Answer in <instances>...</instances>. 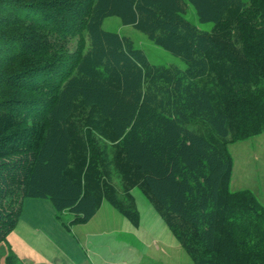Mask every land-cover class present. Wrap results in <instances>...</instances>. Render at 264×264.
Segmentation results:
<instances>
[{
	"label": "trees",
	"instance_id": "trees-1",
	"mask_svg": "<svg viewBox=\"0 0 264 264\" xmlns=\"http://www.w3.org/2000/svg\"><path fill=\"white\" fill-rule=\"evenodd\" d=\"M125 2L127 11L114 0H0V242L15 228L24 198L48 199L55 211H68L78 222L106 201L136 227L130 192L138 188L192 264H231L222 261V242L233 220L247 230L255 227L256 233L249 230L241 240L251 238L248 248L263 245L250 250L259 259L247 264H264V209L248 192L229 195L226 150L229 143L264 130V0H209L213 9L184 0ZM186 3L200 22L212 23L209 32L182 18ZM110 16L179 57L186 69L150 66L128 38L101 29ZM18 91L48 97L20 99ZM63 100L57 128L63 137L62 163L53 170L49 166L53 144L49 158L40 163L43 171L36 173L38 156L49 142L51 116ZM151 120L160 122L153 133L151 127L142 128ZM128 135L138 144L154 141L155 149L145 154L159 166L177 158V167L196 161L203 172L187 177L184 171L181 179L168 175L173 176L170 198L161 199L150 185L151 173L131 159ZM29 155L34 162L20 181L23 167L11 168L7 162ZM179 181L196 198L198 187L210 191L199 198L201 208L208 201L204 223L197 221L203 228L172 208ZM18 183L17 203L9 190ZM6 264H17L12 254Z\"/></svg>",
	"mask_w": 264,
	"mask_h": 264
},
{
	"label": "rangeland",
	"instance_id": "rangeland-1",
	"mask_svg": "<svg viewBox=\"0 0 264 264\" xmlns=\"http://www.w3.org/2000/svg\"><path fill=\"white\" fill-rule=\"evenodd\" d=\"M114 1L116 3L115 6L127 11L126 0ZM184 1L197 3L199 7L206 8L207 6L211 7L210 5L215 7V4L209 2V0ZM239 2L247 4L248 0H239ZM182 18L201 32H209L212 29L210 21L200 22L198 20L195 9L190 3H186V11ZM101 29L104 32L128 38L135 49L143 52L150 66L176 68L179 71L186 69L185 63L179 57L156 46L145 34L137 31L132 26L123 25L121 19L116 16L104 18L101 22ZM71 44L68 46V50L73 48L74 43L72 42ZM15 94L20 99L39 97L44 100L48 97L47 93L31 97L27 93H21L20 91ZM65 102L66 100H63L60 108L54 111L51 116L52 126L49 142L38 156L39 164L36 173L42 170L41 168L43 167H41L40 163L45 158L47 159L53 144L56 149L53 151L51 158L48 157L49 166L53 170L62 163L63 137L57 128L58 120L65 108ZM183 113L187 114V116L192 115V112L190 113L187 109H184ZM116 117L121 119V116ZM122 119H127V116L122 117ZM152 120L151 123L142 128L148 130L151 127L153 130L150 132L153 133L155 129L159 130L158 125L160 122L154 124ZM121 121L118 120V126ZM123 126L124 124L121 123V127ZM131 135L126 137V141H129V155L133 161L138 162L141 167H145L151 173L150 185L161 199L167 200L168 197L170 198L171 192L167 191L168 187L172 185L173 176L181 179L184 171H186L187 177H200L201 172H203L202 166L196 161L186 163L184 169L177 167V163H175L177 158H173L170 166V161L166 164L164 163V166H162L161 162L162 167L159 166L156 160H150V153L148 155L145 154L148 150L152 152L155 149V142L145 140L144 143L149 145L146 148L145 144H138L137 139ZM226 150L231 164L228 184L229 195L248 192L255 198L259 206L264 209V130L251 138L229 143ZM188 153L192 155L191 151ZM145 155L149 160L145 158ZM33 162L34 158L29 155L10 158L7 163L12 165L11 168L18 169L21 166L23 167L24 172H21L19 179L21 181L22 178L26 179L25 170L28 172L27 167ZM160 169H162L161 173L158 172ZM170 174L173 176L169 177L168 175ZM33 179H35V175ZM190 180L192 182V179ZM112 182L117 189L119 199H123L117 175L113 174ZM30 183L33 184V181ZM30 183L29 185H31ZM18 185L19 183L16 186L11 185L9 190L10 194L13 195L14 202L17 203L20 190ZM185 191H187V198L189 199L184 202V199H186V195L184 196ZM203 191L202 188L198 187L196 198L192 195L190 189L183 187L179 181L174 185V192L176 193V195L174 194L176 198L174 201L176 202H173L172 208L177 213H180L182 217L193 220L196 223L199 220L204 223L208 212V207H206L208 201H205L206 203L202 207L204 209H202L199 206V198L201 193L207 197L210 191ZM33 193L35 192L31 191L28 194ZM130 194L138 213V225L136 227L131 225L106 201L101 202L98 210L89 219L78 222L68 211H55L48 199L24 198L15 228L7 235L4 241L0 242V264H6V258L9 254L15 257L17 264H192L191 258L180 246L177 238L154 211L141 191L138 188H133ZM235 199L232 197L229 200L233 203H230L232 212L235 211ZM184 203L186 206H183ZM195 205L199 210L201 209L202 213L195 211ZM4 206L6 207L5 204ZM12 209L15 212V209ZM232 212L229 213V216L233 215ZM242 223L247 224L245 222ZM197 225L203 228L202 223L201 225L197 223ZM226 230L222 242L223 262L228 260L231 264H247L248 260L259 259V255H255L250 250L255 246L263 248V245L257 242L251 248H248L247 244L249 241L247 242V240L251 238L247 237L245 243L241 240L244 235L247 236L249 234V230H251V234L252 232L256 233L254 226L247 230L233 220L230 225L228 224Z\"/></svg>",
	"mask_w": 264,
	"mask_h": 264
}]
</instances>
